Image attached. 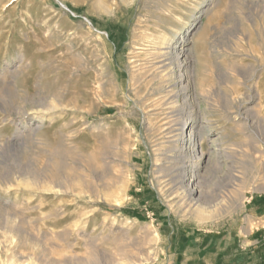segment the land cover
<instances>
[{
	"label": "rangeland",
	"instance_id": "374dc122",
	"mask_svg": "<svg viewBox=\"0 0 264 264\" xmlns=\"http://www.w3.org/2000/svg\"><path fill=\"white\" fill-rule=\"evenodd\" d=\"M259 193L264 0H0V264H175Z\"/></svg>",
	"mask_w": 264,
	"mask_h": 264
},
{
	"label": "crops",
	"instance_id": "0c3cea01",
	"mask_svg": "<svg viewBox=\"0 0 264 264\" xmlns=\"http://www.w3.org/2000/svg\"><path fill=\"white\" fill-rule=\"evenodd\" d=\"M221 20L220 28H228ZM246 226L238 231L219 234L184 236L179 245L181 258L175 264H264V193L253 194L248 200ZM259 219V225L251 221Z\"/></svg>",
	"mask_w": 264,
	"mask_h": 264
},
{
	"label": "bare ground",
	"instance_id": "6f19581e",
	"mask_svg": "<svg viewBox=\"0 0 264 264\" xmlns=\"http://www.w3.org/2000/svg\"><path fill=\"white\" fill-rule=\"evenodd\" d=\"M166 49V48H165ZM170 49V48H169ZM181 50H183V52L185 51V49H181ZM164 51V50H163ZM162 51V52H163ZM161 52V53H162ZM169 52V51H168ZM185 54H183V56H184ZM173 56H175V55H173ZM180 57L181 58V60L179 59V61H180V63L179 64H181L182 66H184V60H185V58L184 57ZM186 56V55H185ZM176 58H177V56H176ZM172 59V58H171ZM174 60V59H173ZM176 64H178V63H176ZM180 65V66H181ZM184 69H185V71H184V73H183V75H181V78L182 79H184V77H186V76H189V74H190V72H189V68L186 66V64H185V66L183 67ZM181 81V80H180ZM185 85V84H184ZM187 87H185L184 89L185 90H188V85H186ZM190 87V86H189ZM181 89V88H180ZM185 92V91H184ZM187 99V98H186ZM185 111V110H184ZM184 114V113H183ZM187 116V117H186ZM181 117H182V113H181ZM189 119H191V116H188V115H185V117H184V119H183V122L181 123V129H182V131L185 133V135L188 137V139H189V141H190V143H192V147H191V156L193 157H191V159H194V161H197L196 162V166H197V168L199 169L200 168V166H201V161L204 159V157L206 156L205 155V153L203 152V150L202 149H200L199 148V144L197 143V142H199L198 140H199V136H202V135H207V133L205 134V133H202V129H201V127L200 128H195L194 126H192L191 124V122H190V120ZM180 134V133H179ZM182 134V133H181ZM183 135V134H182ZM181 135V136H182ZM199 137V138H198ZM180 139V138H179ZM182 139V138H181ZM196 139H198L197 140V142H196ZM201 139V138H200ZM214 142H215V140H214ZM182 144V143H181ZM186 146V145H185ZM189 146V145H188ZM183 149H184V147H183ZM186 149V148H185ZM184 149V150H185ZM182 150V149H181ZM184 150H182V151H184ZM185 152H187V151H185ZM185 155V154H184ZM187 155V154H186ZM183 156V155H182ZM181 156V157H182ZM180 156H178V158H179ZM180 157V158H181ZM185 157V156H184ZM187 157V159L186 158H183V160H181L182 161V163L181 164H183V165H181V164H179V165H181V167H184V165H185V159L188 161V156H186ZM189 158H190V156H189ZM180 160V159H179ZM190 160V159H189ZM180 162V161H179ZM193 162V161H192ZM189 163V162H188ZM194 163V165H195V162H193ZM192 164V163H191ZM188 165V164H187ZM188 166H191L190 164L188 165ZM195 167V166H194ZM192 168V167H191ZM190 170V169H189ZM193 171V170H192ZM199 171V170H198ZM245 171V172H244ZM197 172V171H196ZM244 172V173H243ZM243 176H241L240 174L239 175H237V174H235L234 175V177H236V180L235 181H237V183H235V185H243L244 183H246L247 182V180H248V177H249V171H248V168H245V170H243ZM193 173V172H192ZM189 174H186L185 176H182L180 179H181V183H185V181H186V179H187V176H188ZM199 175V174H198ZM198 175L196 176V179L198 178ZM181 176V175H180ZM179 177V176H178ZM198 181V180H197ZM240 182V183H239ZM185 188V187H184ZM189 190H188V193L190 194V195H193L194 193H196V192H198V189L197 188H195L194 186H192L191 188H188ZM200 198V197H199ZM199 198H198V200H199ZM202 198V197H201ZM200 198V199H201ZM200 201H202V200H200ZM199 206L200 207H202L203 205L201 204V203H199Z\"/></svg>",
	"mask_w": 264,
	"mask_h": 264
}]
</instances>
